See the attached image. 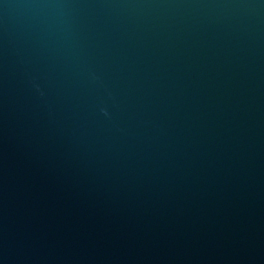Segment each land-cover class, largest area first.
<instances>
[{"label": "water", "instance_id": "1", "mask_svg": "<svg viewBox=\"0 0 264 264\" xmlns=\"http://www.w3.org/2000/svg\"><path fill=\"white\" fill-rule=\"evenodd\" d=\"M0 264H264V0H0Z\"/></svg>", "mask_w": 264, "mask_h": 264}]
</instances>
